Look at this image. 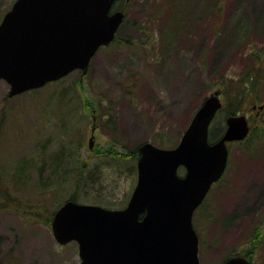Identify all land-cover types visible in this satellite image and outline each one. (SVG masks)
Wrapping results in <instances>:
<instances>
[{
  "label": "rangeland",
  "instance_id": "374dc122",
  "mask_svg": "<svg viewBox=\"0 0 264 264\" xmlns=\"http://www.w3.org/2000/svg\"><path fill=\"white\" fill-rule=\"evenodd\" d=\"M13 2L0 0V21ZM117 6L122 22L82 78L74 70L56 84L13 96L0 80V259L5 264H79L76 242L59 244L52 234L50 213L58 201L60 206L75 191L77 202L123 207L136 166L112 161L107 152L125 155L145 141L174 147L203 99L219 90L226 104L222 90L232 94V82L251 58L264 55V0H119ZM257 88L256 98L240 111L254 136L228 143L227 167L205 197L210 216L194 220L199 264H221L230 253H246L255 226L261 243L252 248L251 261L264 264V81ZM66 89L74 102L70 111L66 100L61 109H52ZM66 109L61 127L58 117ZM225 117L218 110L210 128L223 131ZM248 143L255 146L245 147ZM78 160L86 161L88 178L72 190L69 178ZM177 172L182 175L184 168ZM7 192L20 202L5 200Z\"/></svg>",
  "mask_w": 264,
  "mask_h": 264
},
{
  "label": "water",
  "instance_id": "95a60500",
  "mask_svg": "<svg viewBox=\"0 0 264 264\" xmlns=\"http://www.w3.org/2000/svg\"><path fill=\"white\" fill-rule=\"evenodd\" d=\"M113 2L14 0L0 21V80L9 85L7 95L76 69L85 74L122 22V10L110 13ZM221 106L219 90L208 94L172 148L138 145L136 181L123 207L65 200L50 218L56 241H75L79 264H199L193 213L225 171L228 142L243 140L250 130L245 114H229L222 135L210 141V124ZM221 264L250 260L233 254Z\"/></svg>",
  "mask_w": 264,
  "mask_h": 264
},
{
  "label": "trees",
  "instance_id": "16d2710c",
  "mask_svg": "<svg viewBox=\"0 0 264 264\" xmlns=\"http://www.w3.org/2000/svg\"><path fill=\"white\" fill-rule=\"evenodd\" d=\"M119 31V29H118ZM251 65H249V68H246V70L241 74V76L238 78L237 81L232 82V87H235L236 89L234 90V92L232 94H228L227 91L224 89L222 90V95L224 96V99L226 102V104H223V106L221 107V109L219 110H224L226 113V116L229 114H234L236 112H240L242 110V105L246 100H254L256 98V96L254 95L257 92V87L261 85V83L264 81V77L261 74V71H264V55H256L254 57L251 58ZM60 80V79H59ZM57 81H52V82H48L46 83L44 86H51L53 84H56ZM80 83V78H78L77 83H76V87L77 84ZM43 86V87H44ZM41 87V88H43ZM45 88V87H44ZM39 89H37L38 91ZM33 91H36L35 89ZM68 92L69 90L66 89L65 91L62 90L60 95L56 96L58 99L56 102H53L51 104H53V108L52 109H61L60 105L64 102V100H66V104L68 105V107H72V105L74 104V102L72 101V96H68ZM55 97V98H56ZM66 97V98H65ZM37 103L40 102L39 98H36ZM35 101V103H36ZM38 104H36L37 106ZM49 104H47L48 106ZM56 105V106H55ZM70 105V106H69ZM88 105L85 104V107H87ZM82 107H83V103H82ZM70 108H68V112L70 111ZM56 110V111H57ZM55 111V112H56ZM67 109L66 110H60V117H58L60 119L59 125L61 127H64L65 121H64V117L67 115ZM69 115H71V113H69ZM222 126H212V128H210V132H209V140L213 141L215 139H217L219 136H221L222 134ZM254 130L253 128L250 130L249 134L247 135V137L245 139H243L242 141H238L237 143H246L248 141H250L249 139L251 137H253ZM257 143V142H256ZM249 146V147H248ZM254 147L253 145H250L249 143L245 146L248 148H252ZM137 147H132L128 150L127 154L125 155H116L114 152H107L106 157L110 158V160L112 161H118V162H122V161H126V160H130V164L127 165V167L133 168L135 167V162L136 159L138 157V152H137ZM43 164H41L38 167V171H39V175L40 172L43 170ZM21 169L20 172H22L25 168H26V163L23 162L21 164ZM74 171H73V175L69 178L70 180V185L72 190H74L75 188H79L83 182L88 178V176L85 175V170H86V161L84 160H78L76 162V164L74 165ZM2 176H0L1 178ZM2 179V178H1ZM45 193H48V186H45ZM45 193L42 197H45ZM3 195L5 196V200H8L9 203H14V204H18V202H20L19 199L15 198L14 196L11 195L10 192L7 193H3ZM67 199H71L74 201H78L77 198V194L75 191H72L70 193V195L68 196ZM61 201V200H60ZM60 201H58V203L56 204L55 208H58ZM205 199L203 200V202L199 205V207L195 210L194 214H193V225L194 228L196 229L197 233V227L195 224V217L196 216H201V217H209L210 213L207 212L206 207H205ZM56 209H52V212L50 214H52ZM2 240V236L0 235V242ZM251 243H252V247L246 251V253L244 252V256H246L247 258L250 259V262L252 264L251 261V255H252V248L256 247L259 243H261V235H260V229L255 226V228L252 231L251 234ZM233 253L228 254L225 258H227L228 256L232 255ZM224 258V259H225ZM0 264H5L4 261L2 259H0Z\"/></svg>",
  "mask_w": 264,
  "mask_h": 264
},
{
  "label": "flooded vegetation",
  "instance_id": "af4514ba",
  "mask_svg": "<svg viewBox=\"0 0 264 264\" xmlns=\"http://www.w3.org/2000/svg\"><path fill=\"white\" fill-rule=\"evenodd\" d=\"M117 3H119V0H115L114 3L112 4V7L110 9V13L119 10L120 8L117 6ZM259 108H262L259 106Z\"/></svg>",
  "mask_w": 264,
  "mask_h": 264
}]
</instances>
